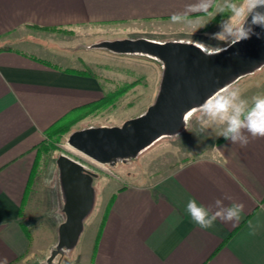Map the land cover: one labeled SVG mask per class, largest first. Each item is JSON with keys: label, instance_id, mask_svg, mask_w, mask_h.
I'll list each match as a JSON object with an SVG mask.
<instances>
[{"label": "crops", "instance_id": "1", "mask_svg": "<svg viewBox=\"0 0 264 264\" xmlns=\"http://www.w3.org/2000/svg\"><path fill=\"white\" fill-rule=\"evenodd\" d=\"M195 3L0 0V46L11 47L0 50V259L7 257L9 264H264V138L250 140L245 147L225 139L213 142L171 173L121 186L114 192L94 258L95 240H82L85 220L78 242L52 257L59 226L66 218L60 174H56L51 226L54 240L42 243L28 235L26 219L34 204L35 185L23 201L46 130L105 91L104 82L95 75L65 70L80 64L69 51L52 49L48 44L57 43L56 36L43 27L170 23L173 14ZM217 4L213 0L208 12ZM206 13L191 12L182 22L198 21ZM162 66L164 70L163 62ZM195 109L186 113L184 128ZM190 199L206 207L216 199L226 206L243 203L245 207L238 223L218 219L212 228L201 229L186 211ZM40 244L48 248L40 249Z\"/></svg>", "mask_w": 264, "mask_h": 264}, {"label": "rangeland", "instance_id": "2", "mask_svg": "<svg viewBox=\"0 0 264 264\" xmlns=\"http://www.w3.org/2000/svg\"><path fill=\"white\" fill-rule=\"evenodd\" d=\"M222 3L223 0H218L216 7L198 21L46 28L57 39V43L48 44L52 49L58 53L69 51L71 58L78 60L80 64L75 69L91 73L104 82V94L91 103L99 102L106 96L109 98L75 114L66 132L53 137L46 135L41 142V155L32 183V191L34 185L36 187L34 204L26 219L33 240H41L42 243L54 240L51 226L54 225L59 156L67 155L97 173L94 179L93 207L85 218L86 227L82 236V240H95L106 207L117 189L131 182L156 180L171 173L198 157L203 153L202 147L216 142L220 137L215 129L200 131L199 113L195 110L188 117L186 128L184 126L177 133L159 137L127 162L120 159L115 165L101 163L69 144V136L76 130L100 125H121L126 120L141 115L155 101L160 87L163 66L159 59L140 52H116L100 46V42L126 37H148L161 41L185 40L224 47L220 42L209 39L210 34L220 30L219 24L224 19V16L217 14ZM53 36L50 37L54 38ZM92 44L94 47H90ZM199 45L207 52L211 51ZM234 85L242 90L246 98L264 94V65L252 74L240 78ZM45 200L46 205L43 203ZM38 247L48 248L41 244Z\"/></svg>", "mask_w": 264, "mask_h": 264}, {"label": "water", "instance_id": "3", "mask_svg": "<svg viewBox=\"0 0 264 264\" xmlns=\"http://www.w3.org/2000/svg\"><path fill=\"white\" fill-rule=\"evenodd\" d=\"M249 39L227 51L208 55L199 44L186 41H156L146 37L104 40L100 46L120 53L140 52L159 58L163 76L155 101L139 116L121 125H100L76 130L69 144L101 163L115 165L136 157L159 137L185 126V115L209 94L264 65V28L254 27ZM65 196V220L59 226V242L52 257L64 247H73L84 229L95 196L97 173L81 162L61 155L57 159Z\"/></svg>", "mask_w": 264, "mask_h": 264}, {"label": "clouds", "instance_id": "4", "mask_svg": "<svg viewBox=\"0 0 264 264\" xmlns=\"http://www.w3.org/2000/svg\"><path fill=\"white\" fill-rule=\"evenodd\" d=\"M212 3L213 0H197L184 12L173 14L172 20L182 22L191 12L206 13ZM217 14L224 16V19L219 24L220 30L210 34L209 39L220 42L224 47L199 43L211 50L206 53L208 55L227 51L253 34L259 36V33L254 32V27L264 28V0H223ZM195 110L199 113L201 132L218 130L217 136L241 147L247 146L250 140L264 138V94L246 98L242 90L230 82L209 94ZM225 199L230 200L231 197ZM244 207L243 203L226 206L221 199H216L214 205L206 207L190 199L186 211L201 229H209L218 219L225 223H238ZM0 264H9L8 258L0 259Z\"/></svg>", "mask_w": 264, "mask_h": 264}, {"label": "trees", "instance_id": "5", "mask_svg": "<svg viewBox=\"0 0 264 264\" xmlns=\"http://www.w3.org/2000/svg\"><path fill=\"white\" fill-rule=\"evenodd\" d=\"M43 28H52V29H55V27H43ZM11 47L9 46H1L0 47V50H3V49H9ZM41 61H43L44 63L46 64H49V65H52V66H57L56 64H52V62H50L49 60H45V59H40ZM66 71H72V72H78V73H86L85 71H82V70H78V69H75V68H65ZM109 97H103L99 102H95V103H88V104H85L83 106H80V107H77L75 108L74 110H72L71 112L67 113L66 115H64L61 119H59L58 121H56L55 123H53L47 130H46V135L48 137H53L55 135H61L62 133L66 132L68 130V124L74 119V115L79 113L80 111L92 106V105H95L97 103H103L105 101L108 100ZM224 138L223 137H219L216 142H220L222 141ZM40 155H41V149H40V145L38 146V149H37V154H36V158H35V162H34V166L32 168V173H31V177H30V181L28 183V189L26 191V195L24 197V201L23 203L25 202L26 198H27V195H28V192H29V188L32 187V183H33V180H34V177H35V174H36V169H37V165H38V162H39V159H40ZM113 197H114V194L112 195V197L110 198V201L106 207V210L103 214V217H102V220H101V223H100V226H99V229H98V232H97V235H96V238H95V242H94V247H93V255L92 257L94 258L95 256V253H96V249H97V244H98V241L100 239V235H101V230H102V227H103V224H104V221H105V216L107 214V212L109 211L110 207H111V204H112V201H113ZM29 231V230H28ZM28 235H30L31 237V233L30 231L28 232ZM92 258V259H93Z\"/></svg>", "mask_w": 264, "mask_h": 264}]
</instances>
